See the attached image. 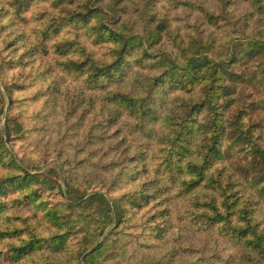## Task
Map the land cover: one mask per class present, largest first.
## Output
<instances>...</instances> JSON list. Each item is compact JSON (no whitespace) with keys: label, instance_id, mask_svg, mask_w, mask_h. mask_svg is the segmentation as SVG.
<instances>
[{"label":"rangeland","instance_id":"rangeland-1","mask_svg":"<svg viewBox=\"0 0 264 264\" xmlns=\"http://www.w3.org/2000/svg\"><path fill=\"white\" fill-rule=\"evenodd\" d=\"M85 1L90 19L76 23L83 16L77 7L78 15L68 14L70 2L1 0L0 133L10 127L13 137L5 140L7 151L0 145V172L5 173L0 178L24 169L40 175V181L23 189L6 183L0 229L21 234L0 236V264L30 259L34 264H264L254 248V230L264 238V15L250 0H229L227 5L221 0ZM106 28L125 37L129 67L151 60L156 62L152 67L162 71L160 56L178 54L183 61L180 55L194 50L190 46H206L201 50H209V59L223 66L222 83L228 80L234 87L231 97L219 101L217 113L227 136L218 162L246 188L245 197H251V255L245 241L230 238L222 224L191 220L195 207L183 195L185 188L169 183L160 169L158 142L163 140L145 132L130 110L97 104L93 97L105 90L100 86L104 81L93 86L89 74L73 69L74 62L87 61L84 51L89 45L123 46ZM134 36L142 42L130 41ZM137 53L142 55L134 61ZM84 75L88 80L81 83ZM132 83L117 76L111 86L127 90ZM168 87L165 84V90ZM184 91L195 95L190 107L195 110L201 96ZM157 94L153 107L169 111L175 101ZM191 103L182 101L172 115L181 116ZM242 130L251 134L250 140ZM152 155L159 173L151 161L152 172L136 176L143 158ZM150 175L153 178L141 187L154 192L150 202L142 201L139 193L116 195L122 186ZM164 178L167 189L161 197L158 189ZM104 197L110 202L130 199L125 208H113V222ZM33 224L49 234L38 236L37 249L13 259L10 248L20 247L29 232L36 233ZM177 224L179 232L173 235ZM56 238H61L57 248Z\"/></svg>","mask_w":264,"mask_h":264},{"label":"trees","instance_id":"trees-1","mask_svg":"<svg viewBox=\"0 0 264 264\" xmlns=\"http://www.w3.org/2000/svg\"><path fill=\"white\" fill-rule=\"evenodd\" d=\"M60 4L68 5V14L73 17L74 13L78 15L77 8H80L79 16L76 23L89 21V7L86 5V1L83 3L79 0H55ZM252 7L257 10L260 14L264 15V0H250ZM224 5L229 3V0H221ZM1 5V0H0ZM74 5V6H72ZM19 7L22 6V2L18 4ZM67 7V6H66ZM77 7V8H76ZM87 7V10L83 12V8ZM0 8V14L5 12ZM96 11H102L101 9ZM69 17V16H68ZM68 20V18H65ZM72 19V18H71ZM114 22H112L113 24ZM110 35H113L116 40L123 41V46H117L115 51L116 62L120 60V53L128 51L130 46H126L127 41L121 34L115 33L111 28H106ZM159 35V34H158ZM161 36V35H160ZM130 41L142 42L139 36H134V39ZM204 45V44H203ZM150 48L153 46H149ZM206 46H190L191 54L183 53L181 57L176 54L172 58L166 55L159 57V63L163 67L161 75L155 77L156 80L166 77L168 84L175 89L184 91L189 89L190 92L196 94V88L200 87V100L196 104L195 110L190 108L194 103L193 99L189 101L181 116H171L168 117L166 123L170 125L174 131L170 136L160 137L163 142H158L160 145V155L161 156V171L163 175H166L167 181L171 184L182 185L185 188L186 194L190 202H193V211L190 214L191 220H203L202 223H209L212 226H218L222 224L230 229L228 233L230 238L234 237L237 240L245 241L246 246L249 250V255H251V223L254 216L252 217V212L254 214V208H251V197H245L246 188L240 186L239 181L234 179V174L229 171L225 165L219 164L218 160L221 153V142L227 136V132L224 124L222 123L220 115L217 113L218 108H220L221 103L219 101L226 100L231 97L233 92V82L224 80L221 77L223 66L215 65L208 57L207 53L201 50ZM73 65V64H72ZM225 65V64H223ZM160 68V66H159ZM74 70L89 74L94 80H96V74L103 71H107L108 66L105 65L103 69L97 67L95 64H91L89 59L85 62H81L80 65H76L74 62ZM119 78H123L120 74H117ZM165 85L161 87L160 90H156L154 94L166 98L167 95L163 94L165 91ZM194 87V89H192ZM189 93V92H188ZM141 101L139 103L135 102L130 96L117 94V105L126 108L131 111L132 115L135 116L144 125L143 116L153 110V95ZM153 119L157 116L153 115ZM8 127V126H7ZM145 132L148 134L152 133L145 128ZM246 138L251 137L248 131L241 132ZM13 137L12 129L9 127L6 129L5 134L0 133V145L3 150L7 151L5 148L6 141H10ZM6 140V141H5ZM9 156V154H6ZM155 155L147 158L145 156L142 160V169L138 170V175L150 174L152 172L150 162L153 161ZM10 161H12L10 157ZM221 165L219 170H216V166ZM19 167V166H18ZM155 172L159 173V167L155 164ZM21 173L14 174L8 178H0V216L4 213L5 208L3 206L6 204L3 202L2 196L6 192V183L8 181V186L27 188L30 182L36 181L39 183L40 175L31 174L30 172L20 169ZM226 177V179H225ZM167 189L166 179L164 178L163 185L158 189L161 197L165 195V190ZM156 194V193H155ZM98 194H96L97 196ZM101 197L104 196L99 194ZM140 199L147 200L150 202L154 195V192H149L145 187L141 188L139 192ZM158 195V194H157ZM95 196V195H93ZM155 198L157 196L155 195ZM92 199V198H91ZM127 201L120 199H113L112 202L108 201L104 197V204L108 206V214L110 215L111 222L114 221L113 208L120 207L125 208ZM134 199V197H133ZM220 200L218 205L217 201ZM133 204L138 203L136 200H132ZM146 201V202H147ZM110 202V203H109ZM121 202V203H120ZM220 208H224L225 212L222 214ZM239 209V215L236 214V210ZM124 212V210L122 209ZM51 212V211H50ZM49 212V213H50ZM122 212L117 213V217L120 216ZM55 213L51 214V220H53ZM49 217V216H48ZM56 217V216H55ZM252 217V218H251ZM234 220H239V224H234ZM54 221V220H53ZM121 221V220H119ZM56 224V222H55ZM5 230L0 229V236H8L9 238L20 235V230H8L9 232H4ZM264 233V231H261ZM29 239H22V245L17 248H10L13 255V259L21 258V256L37 249L40 240H38V235L35 232H29ZM254 236L256 237L255 249L258 250L259 255L264 259V238L262 235L257 234L254 230ZM60 237V236H58ZM62 237V236H61ZM56 248L60 246L61 238H56ZM233 240V239H232ZM11 246V244H9ZM251 257V256H249ZM35 259L25 260L22 264H34ZM251 262V260H249Z\"/></svg>","mask_w":264,"mask_h":264},{"label":"clouds","instance_id":"clouds-1","mask_svg":"<svg viewBox=\"0 0 264 264\" xmlns=\"http://www.w3.org/2000/svg\"><path fill=\"white\" fill-rule=\"evenodd\" d=\"M79 2L83 3L84 0H79ZM231 11V9H229ZM95 24V21H93ZM95 39V37H93ZM99 43V42H98ZM117 50V45L113 43H106L103 44L100 48H95L92 45H89L85 48L84 55L88 57L89 62L91 64H95L97 67L101 69L104 68L105 65L108 66L107 71H101L96 74V80L91 81L90 83L93 86L99 85V81L103 80L104 85H100L105 90L102 91L99 96L93 97L97 104L101 105L102 107L109 108L112 107L114 104H118L116 97L117 94L119 95H127L130 96L135 102L139 103L141 101H145L146 99L150 98L152 94L155 93L157 89H160L163 85L167 84V78L162 77L159 80H156L155 77L161 75V70L158 68H153L152 64L156 63L155 61L145 60L141 61V63L137 64L133 62L131 66L125 64V60L127 59L126 52L120 53V60L117 63L116 57L113 53ZM97 52L102 53V55H98ZM142 53H137V55L133 58V60H140ZM117 74L121 76L129 77V79H133V83L127 90L113 88L111 86V82L116 81ZM88 80V76L84 75L81 77V83ZM86 91V89H85ZM168 96L170 101H175V103H169L168 108L169 111L161 113L157 108H153V110L149 113H146L143 116V121L145 128L149 132H155L158 137L162 136H170L174 129L166 123L168 117H171L173 112L172 110L178 109L179 105L182 101H191L193 99L192 94L188 93L187 91H179L174 90L172 87H168L164 93ZM200 94V87L196 88V95ZM179 98V99H178ZM153 115L157 116V120L154 122L152 117ZM3 126V118H0V127ZM32 160L37 159V157H31ZM19 163V161H18ZM222 166L217 165L216 170H219ZM5 173L0 172V175H4ZM153 177L147 176L143 179L136 180L135 182H130L125 186H122L119 192L116 194L119 196H132L136 193H139L141 187L145 180L152 179ZM226 179V177H225ZM218 205L220 200L217 201ZM220 212L223 214L225 212L224 208H220ZM236 214L239 215V209L236 210ZM31 223V222H30ZM234 224H239V220H234ZM33 228L36 229V235H48L49 233L44 229L40 228L38 225L33 224ZM221 228L224 229L225 232L230 231L224 225H220ZM264 227V226H262ZM180 225L177 224L173 235L178 234ZM28 235L26 234L24 239H28ZM232 252L230 251L228 255H231ZM227 258V257H226ZM76 264V262H74ZM82 264V262H80ZM239 264V262H238Z\"/></svg>","mask_w":264,"mask_h":264}]
</instances>
